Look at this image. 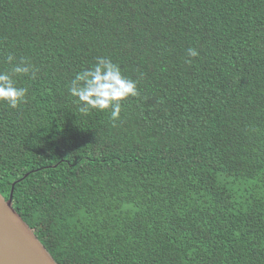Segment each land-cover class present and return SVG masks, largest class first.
Masks as SVG:
<instances>
[{
	"label": "trees",
	"instance_id": "16d2710c",
	"mask_svg": "<svg viewBox=\"0 0 264 264\" xmlns=\"http://www.w3.org/2000/svg\"><path fill=\"white\" fill-rule=\"evenodd\" d=\"M100 56L138 82L115 123L69 92ZM21 57L0 193L58 264H264V0H0Z\"/></svg>",
	"mask_w": 264,
	"mask_h": 264
},
{
	"label": "clouds",
	"instance_id": "9594fccd",
	"mask_svg": "<svg viewBox=\"0 0 264 264\" xmlns=\"http://www.w3.org/2000/svg\"><path fill=\"white\" fill-rule=\"evenodd\" d=\"M188 57H198L195 48L187 50ZM15 56L6 55V62L13 64ZM37 69L27 59L21 57L10 71H0V104L17 109L27 102L28 89L18 86L17 78H36ZM69 92L81 112L90 110L108 111L113 123L121 119L124 103L140 95L138 82L126 76L120 65L108 57H97L95 64L77 72L69 85Z\"/></svg>",
	"mask_w": 264,
	"mask_h": 264
},
{
	"label": "water",
	"instance_id": "95a60500",
	"mask_svg": "<svg viewBox=\"0 0 264 264\" xmlns=\"http://www.w3.org/2000/svg\"><path fill=\"white\" fill-rule=\"evenodd\" d=\"M14 191L9 201L0 193V264H58L15 210Z\"/></svg>",
	"mask_w": 264,
	"mask_h": 264
}]
</instances>
